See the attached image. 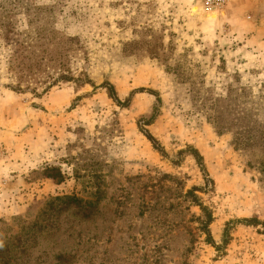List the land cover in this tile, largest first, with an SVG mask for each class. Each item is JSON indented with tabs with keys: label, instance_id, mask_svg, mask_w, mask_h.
<instances>
[{
	"label": "rangeland",
	"instance_id": "obj_1",
	"mask_svg": "<svg viewBox=\"0 0 264 264\" xmlns=\"http://www.w3.org/2000/svg\"><path fill=\"white\" fill-rule=\"evenodd\" d=\"M203 1L0 0L6 264H264V0Z\"/></svg>",
	"mask_w": 264,
	"mask_h": 264
},
{
	"label": "trees",
	"instance_id": "obj_2",
	"mask_svg": "<svg viewBox=\"0 0 264 264\" xmlns=\"http://www.w3.org/2000/svg\"><path fill=\"white\" fill-rule=\"evenodd\" d=\"M31 67L28 68V70L30 69ZM62 80H65V81H68L69 79L67 77H63ZM110 98L114 100L115 103L121 105V103L117 100L116 96H115V93L113 91L112 88H108L106 89ZM253 125L255 127H258L256 126V121H255V116H253ZM216 121V120H215ZM218 122V119L216 121V123ZM219 126V125H217ZM218 128V127H217ZM258 132H260V135H257L255 137V139L257 140V145H258V149H264V129H260V130H257ZM146 138L148 139V141L152 144L154 150H156L158 153H160L162 156H164V151L163 149L159 146V144L152 138L150 137L149 135H145ZM235 138V137H234ZM250 137H247V139L249 140ZM244 140L247 142L248 140H246L244 138ZM243 142V141H242ZM188 152L192 153L191 150H189ZM192 154L193 155V158L196 160V162L200 165L201 169H203V165H202V159L201 157L196 154V152H193ZM264 158V157H262ZM258 174L259 175H264V168L262 169H258ZM51 172H54V170H50L48 171L46 174H45V178L46 179H51V180H55L56 178L60 177V174L59 173H56L55 175H52ZM56 201H59V202H66L68 204H76L78 205L81 201L80 200H77L76 198L74 197H64L63 199H59L57 198ZM70 207H65V210H68ZM75 209L78 210L79 214L82 216L83 219H88L90 214H91V208H94V207H73ZM48 210L50 212H55V207H48ZM207 229V228H206ZM8 252L5 251L4 253H0V263H8L9 262V259H8Z\"/></svg>",
	"mask_w": 264,
	"mask_h": 264
},
{
	"label": "crops",
	"instance_id": "obj_3",
	"mask_svg": "<svg viewBox=\"0 0 264 264\" xmlns=\"http://www.w3.org/2000/svg\"><path fill=\"white\" fill-rule=\"evenodd\" d=\"M6 170L11 171L14 170L17 173H14L10 175V179L12 180V192H14L15 195L13 197L17 200V203H15V207H20L18 210H22L21 207H24V205L20 204L22 200H24V165L22 164H10L9 169L8 167ZM12 173V171L10 172ZM22 187V189H20ZM21 193H23L21 195Z\"/></svg>",
	"mask_w": 264,
	"mask_h": 264
},
{
	"label": "built area",
	"instance_id": "obj_4",
	"mask_svg": "<svg viewBox=\"0 0 264 264\" xmlns=\"http://www.w3.org/2000/svg\"><path fill=\"white\" fill-rule=\"evenodd\" d=\"M203 3L206 8L218 9L222 8L225 5L226 0H204Z\"/></svg>",
	"mask_w": 264,
	"mask_h": 264
}]
</instances>
